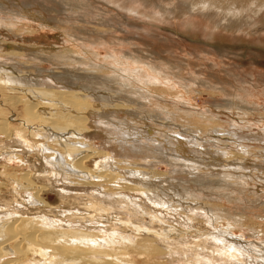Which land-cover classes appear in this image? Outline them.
<instances>
[{"label":"rangeland","instance_id":"rangeland-1","mask_svg":"<svg viewBox=\"0 0 264 264\" xmlns=\"http://www.w3.org/2000/svg\"><path fill=\"white\" fill-rule=\"evenodd\" d=\"M179 1L182 0H0V60L23 73L42 68L48 74L65 66L104 73L108 78L120 76L118 83L123 86L125 82L129 85L125 89L134 93L130 96L135 100L134 106L129 111L104 110L108 115L114 112L117 121L128 120L130 126H138L143 137L137 136L141 141L137 145H152L147 138L166 144L165 135L185 132L186 138L180 141L189 145L185 144L186 148L191 146L187 137L193 141L202 139L204 144L228 151L224 161L237 160L236 164L248 165L247 170L203 167L206 178L214 173L233 174L234 184L220 192L202 191L196 183L189 184L192 199L182 202L186 207L178 214L151 204L142 188L141 192L105 193L103 185L65 184V179L49 171L50 156L42 153L40 147L44 139L36 137L22 142L15 134L11 139L0 135V165L11 166L7 176L0 168V183H4V187L0 186V217H6V221L24 217L23 231L33 221L44 218V222L52 219L57 223L53 229L64 231L68 227L76 234L92 236L101 230L141 233L149 238L154 249H135L132 254L118 247L119 243L109 242L121 252L113 251L108 258L106 253L95 255L82 249L76 256L101 258L102 264H120L116 254L123 253L128 264H264L257 255L264 249V168L257 167H264V28L260 29L258 24L264 22V11L258 15L245 8V19L253 21L240 30H229L216 24L221 22L217 17L210 19L201 12L182 14L173 10ZM213 13L222 15L221 10ZM229 14L232 17L233 13ZM63 55L67 57L64 60ZM100 105L92 102V108L102 111ZM23 108L18 107V112ZM87 117L88 140L99 150L112 154L113 159H119L118 149L112 147L117 142L113 143L105 133L110 127L95 124L98 118L90 113ZM155 131L160 136L163 133L162 139ZM233 133L250 139H239ZM133 140L132 137L129 142ZM11 154L19 155L22 162L8 163ZM12 169L13 174L30 172L35 183L45 186L42 196L49 200L52 209L32 208L29 193L20 192L15 184L18 180L12 179L18 175L9 176ZM158 172L166 174L168 168L161 165ZM172 176L193 178L188 174ZM194 193L200 203L207 202L216 206L214 211L218 208L227 215L208 222L207 216L212 214L198 209ZM241 215L244 225L235 226L234 217ZM222 229L227 231L223 233ZM252 231L259 235L256 237ZM105 240L109 241L108 237ZM228 245L235 246L236 252H230ZM108 248H104L107 253Z\"/></svg>","mask_w":264,"mask_h":264},{"label":"bare ground","instance_id":"bare-ground-1","mask_svg":"<svg viewBox=\"0 0 264 264\" xmlns=\"http://www.w3.org/2000/svg\"><path fill=\"white\" fill-rule=\"evenodd\" d=\"M245 8L247 11L251 9V12L260 15L264 11V0H182L179 1V5L173 10H180L179 12L182 14L185 12H201L203 16H211L210 19L212 17L216 19L217 17L216 20H221V22L217 21L218 23L216 24L230 30L243 28L244 25L253 21H249L248 18L245 19ZM216 10H221L222 15H219L220 17L213 13ZM229 13H233L232 17H230ZM258 24H260V29L264 28L262 20ZM63 56V60L67 58L65 57L66 55ZM35 69L33 72H30L32 70L24 71L26 73L24 74L23 70H18L14 66L11 68L7 62L0 60V92L2 93L0 94V135L5 139H11L15 134L22 142H29L36 137L44 139L40 147L42 153L49 154L48 156H50L47 160L51 167L49 171L54 176L56 175L60 179H65V181L63 180L65 184H74L75 186L82 187H101L103 185L105 193L124 192L127 190L141 192L140 188H142L145 190L143 191L146 192V198L151 204L166 208L171 212L174 210V212L181 214L186 207L181 205L182 202L185 199H192L189 193L193 192H190L191 190L188 188L189 184L196 183L197 188L201 187L202 191L205 189L212 192L217 190L220 192L222 188L226 189L234 184L232 183L233 174L225 172L214 173L209 174L211 178H206L208 176H203L205 174L201 171L203 167L222 168L223 170H231V168L234 170H247L249 167L243 163L236 164L237 160L233 161L231 158H227L228 160L224 161L225 159L223 160V158L228 151H220L218 148L209 146L207 143L204 144L202 143V139L199 138L193 141V138L190 140V137H187L189 139L187 141L191 146L186 148L185 144L187 143L184 144L180 141L184 137L186 138L187 134L185 132H175L178 136L170 134L171 136L166 137L165 135L166 144L158 142V139L150 140V138H147L149 139L148 141L152 142V145L148 141L149 144L145 142L146 144L137 145L136 142H141L138 141L139 138L137 136L140 137L142 135L137 128L138 126L135 125L137 127H133L134 124L130 126V121L128 120V122L117 121L118 119H116L117 116L114 112L108 115L106 110H104L113 108L115 112H118L120 109H127L129 111V108L131 109V106H134L135 100L130 97L133 92L125 89V87H129L125 82L123 86L120 85L122 84L121 82L118 83L120 79L117 77L120 76L108 78L106 75H103L104 73H92L83 69L73 70L65 66L60 71H52L48 72V74L43 72L42 68ZM94 101L102 105V111L101 109H95L94 106L92 108V102L94 103ZM20 106L24 108L23 111L18 112L17 109ZM15 112L18 114L15 115ZM89 113L94 119L98 118V120L95 119V124L98 122L110 127V129L105 130V133L109 136V140H112L113 143L117 142L112 147L118 149L119 159H113L112 154L106 153L107 151H102V149L99 150L88 140L87 135L90 131V124H88L87 116ZM135 114L137 113L135 112ZM150 118L153 119L154 117L151 115ZM166 123L168 122L166 121ZM166 123H161V125ZM157 130H159V127ZM156 134H153L154 137ZM159 134L157 135L162 139L163 133L161 136ZM233 135L242 140L246 138L250 139V137L242 135L239 137L236 133H233ZM132 137L134 140L130 143L129 140ZM213 138L216 139V137ZM41 149L39 150L41 151ZM133 158L137 159V161L133 160ZM7 161L8 163L14 161L22 162L19 155L12 154ZM93 164L99 165L97 166L98 168L95 166L93 168ZM161 165H165L168 168V173L162 175L158 172V168ZM261 166H257L260 167L258 169L264 168ZM10 167L9 164L0 165V168L4 169L2 171L4 176L8 175V169L11 170ZM254 167L256 166L254 165ZM13 171L12 169V173L9 176H20L13 177L12 179L18 180L17 183H14L17 184V189L20 192L29 193L32 202L30 204L33 205L32 208H47L51 205L49 200L42 196L46 187L35 183L32 180L30 172L27 171L21 174L17 172L13 174L15 173ZM171 173L188 174L194 179L173 177ZM160 177H163V179ZM7 179L11 178L8 177ZM167 180L171 182L168 183ZM2 185L4 183H0V186ZM196 195L198 196V194H195V197H197ZM196 199L198 200V203H196L198 204V209L205 210L207 214H212V216H207L208 222L209 220H218L219 216L222 219L221 216L226 214L224 211H218V208V212L214 211L213 205L211 207V204L207 205V202L200 203V198L197 197ZM212 199L215 198L213 197ZM160 212L164 211L161 210ZM5 219L7 218L0 217V264H102L101 258L92 259V257L82 258L76 256L78 253H81L82 249L95 255L106 253L108 254V258H111V254L114 253L113 251L121 252L117 247V249H114L109 242H112L114 245L119 243L118 247L122 246L127 253L132 254L137 251L135 249L143 252L147 250L148 252H152L154 250L151 248L149 238L144 237L141 233L137 235L125 232L106 233L101 232V230L98 231L100 234L93 233L92 236L76 234L71 233L68 227L64 231L53 229V226L57 223L53 222L52 219H47L44 222V218H41L42 220L40 219L39 221H33L31 227L27 231H23L22 224L25 220L24 217H12L8 221ZM233 221L235 226H237L236 224L244 225V217L242 215L235 216ZM214 224L212 223V225ZM74 228L72 230H75ZM222 230L223 233L227 231L225 229ZM253 235L257 237L259 234L253 232ZM105 237H108L109 241L105 240ZM222 239L227 240L225 238ZM236 243L235 245H238ZM24 245L26 249H23ZM107 247H109L108 253L104 249ZM123 254V256L116 254L117 260L120 264H128L125 257L126 254ZM257 255L261 261H264V249L262 253L259 252ZM120 259H123V262ZM116 263L118 262L116 261Z\"/></svg>","mask_w":264,"mask_h":264},{"label":"snow or ice","instance_id":"snow-or-ice-1","mask_svg":"<svg viewBox=\"0 0 264 264\" xmlns=\"http://www.w3.org/2000/svg\"><path fill=\"white\" fill-rule=\"evenodd\" d=\"M242 239V237L240 238ZM217 243H223V241H217ZM228 250L231 252V251H235V249L231 246V245H228ZM240 251H243V249H241Z\"/></svg>","mask_w":264,"mask_h":264},{"label":"crops","instance_id":"crops-1","mask_svg":"<svg viewBox=\"0 0 264 264\" xmlns=\"http://www.w3.org/2000/svg\"><path fill=\"white\" fill-rule=\"evenodd\" d=\"M13 137V136H12Z\"/></svg>","mask_w":264,"mask_h":264}]
</instances>
